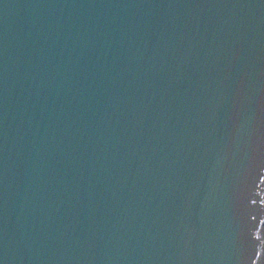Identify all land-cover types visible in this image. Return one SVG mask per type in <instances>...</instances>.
I'll list each match as a JSON object with an SVG mask.
<instances>
[{"label": "water", "instance_id": "water-1", "mask_svg": "<svg viewBox=\"0 0 264 264\" xmlns=\"http://www.w3.org/2000/svg\"><path fill=\"white\" fill-rule=\"evenodd\" d=\"M0 264H264V0H0Z\"/></svg>", "mask_w": 264, "mask_h": 264}]
</instances>
